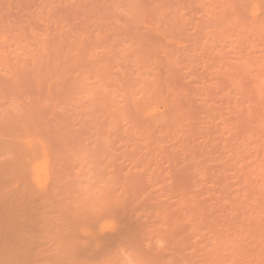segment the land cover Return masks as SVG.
I'll return each mask as SVG.
<instances>
[{
  "label": "rangeland",
  "instance_id": "rangeland-1",
  "mask_svg": "<svg viewBox=\"0 0 264 264\" xmlns=\"http://www.w3.org/2000/svg\"><path fill=\"white\" fill-rule=\"evenodd\" d=\"M264 264V0H0V264Z\"/></svg>",
  "mask_w": 264,
  "mask_h": 264
},
{
  "label": "clouds",
  "instance_id": "clouds-1",
  "mask_svg": "<svg viewBox=\"0 0 264 264\" xmlns=\"http://www.w3.org/2000/svg\"><path fill=\"white\" fill-rule=\"evenodd\" d=\"M97 264H139L134 251L123 241H116Z\"/></svg>",
  "mask_w": 264,
  "mask_h": 264
}]
</instances>
